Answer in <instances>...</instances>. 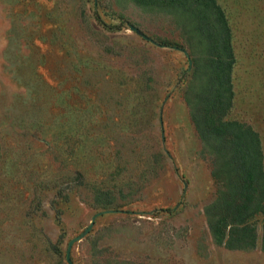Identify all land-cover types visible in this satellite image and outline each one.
<instances>
[{"label":"rangeland","instance_id":"374dc122","mask_svg":"<svg viewBox=\"0 0 264 264\" xmlns=\"http://www.w3.org/2000/svg\"><path fill=\"white\" fill-rule=\"evenodd\" d=\"M217 1L236 55L227 119L264 152V0ZM184 41L133 0H0V264H68L107 210L72 264H264V215L253 251L210 234L218 186L184 99L189 59L167 44Z\"/></svg>","mask_w":264,"mask_h":264},{"label":"trees","instance_id":"16d2710c","mask_svg":"<svg viewBox=\"0 0 264 264\" xmlns=\"http://www.w3.org/2000/svg\"><path fill=\"white\" fill-rule=\"evenodd\" d=\"M133 2L145 11L172 16L185 40L182 45L166 43L185 49L192 61L184 99L218 186L216 198L204 210L213 242L230 251H253L259 240L254 221L264 215V152L252 126L227 119L235 97L236 64L227 15L217 0ZM99 206L108 209L112 203L105 200ZM261 249L264 252V222Z\"/></svg>","mask_w":264,"mask_h":264},{"label":"water","instance_id":"95a60500","mask_svg":"<svg viewBox=\"0 0 264 264\" xmlns=\"http://www.w3.org/2000/svg\"><path fill=\"white\" fill-rule=\"evenodd\" d=\"M131 30L132 31H135L139 36H141L142 38H144L146 41H149L157 46H160V47H163L159 44H157L155 41H153L150 37H148L146 34H144L140 29L132 26L131 27ZM178 50L182 51L189 59V71L192 69V61L189 57V54L188 52L185 50V49H179ZM163 140H164V137H163ZM117 212H120V211H113V210H107V211H104V212H101V213H98L96 214L93 218H92V222L91 224L86 228V230L80 234L78 237L74 238L73 240H71V242L69 243V247H68V250H67V262L68 264H72V261H71V257H70V253H71V249H72V246L74 245V243L76 242H79L81 241L83 238H85L89 232L91 231L92 227L94 226L95 224V221L97 219V217L101 216V215H104V214H109V213H117Z\"/></svg>","mask_w":264,"mask_h":264}]
</instances>
